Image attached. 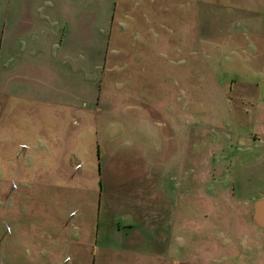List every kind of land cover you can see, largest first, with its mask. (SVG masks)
<instances>
[{"label": "rangeland", "instance_id": "374dc122", "mask_svg": "<svg viewBox=\"0 0 264 264\" xmlns=\"http://www.w3.org/2000/svg\"><path fill=\"white\" fill-rule=\"evenodd\" d=\"M149 1L0 0V264H264V0Z\"/></svg>", "mask_w": 264, "mask_h": 264}, {"label": "water", "instance_id": "95a60500", "mask_svg": "<svg viewBox=\"0 0 264 264\" xmlns=\"http://www.w3.org/2000/svg\"><path fill=\"white\" fill-rule=\"evenodd\" d=\"M255 225L264 229V198L253 203V217Z\"/></svg>", "mask_w": 264, "mask_h": 264}, {"label": "crops", "instance_id": "0c3cea01", "mask_svg": "<svg viewBox=\"0 0 264 264\" xmlns=\"http://www.w3.org/2000/svg\"><path fill=\"white\" fill-rule=\"evenodd\" d=\"M154 3H156L154 0H151V1H149V5H151V4H153V8H154ZM15 4H17V2L15 3ZM14 4V5H15ZM26 4V3H25ZM27 6V5H26ZM27 8L28 7H26V9L25 10H27ZM57 32V31H56ZM264 197H262L261 199H263ZM257 226V225H256ZM257 227H259V226H257ZM259 228H261V227H259ZM261 229H263V228H261ZM264 230V229H263Z\"/></svg>", "mask_w": 264, "mask_h": 264}]
</instances>
